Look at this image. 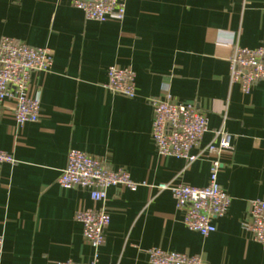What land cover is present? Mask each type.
Here are the masks:
<instances>
[{"label":"crops","instance_id":"0c3cea01","mask_svg":"<svg viewBox=\"0 0 264 264\" xmlns=\"http://www.w3.org/2000/svg\"><path fill=\"white\" fill-rule=\"evenodd\" d=\"M126 0L121 22L85 21L70 0H0V37L46 48L53 63L33 73L28 94L40 118L20 127L13 101L0 103V264H89L94 250L74 221L94 204L89 192L61 189L57 178L74 149L126 170L135 191L111 187L110 216L99 264H149L147 250L198 256L207 264H264V247L243 227L249 202L264 201V80L243 94L229 82L232 47H264V0ZM110 66L136 76L132 99L105 89ZM164 87L191 103L208 131L190 151L197 159L161 157L150 137L152 99ZM231 136L218 155V184L231 198L227 213L204 237L189 231L162 183L205 187L217 153L215 132Z\"/></svg>","mask_w":264,"mask_h":264},{"label":"built area","instance_id":"2783aa9c","mask_svg":"<svg viewBox=\"0 0 264 264\" xmlns=\"http://www.w3.org/2000/svg\"><path fill=\"white\" fill-rule=\"evenodd\" d=\"M241 2L243 7L247 6V0ZM70 3L82 12L85 21L121 22L125 16L126 0H70ZM52 63L49 49L34 48L9 37H0V103L13 101L12 116L18 127L39 121V96H29L30 79L33 73H47ZM135 80V73L130 68L110 66L104 87L114 95L132 99L136 93ZM263 80L264 47L247 49L234 45L229 59L230 84L237 85L247 95L256 83ZM167 90L164 87L163 99L150 101L153 111L150 137L159 156L184 159L190 164L197 159L190 151L200 144L208 131V119L194 104L174 101ZM215 137L218 146L209 144L205 148L217 153L210 162L209 180L205 187L174 182L156 187L160 192L171 194L175 208L182 212L184 226L204 237L215 231L213 221L223 217L231 204V198L217 180L221 168L218 155L231 148V136L219 130ZM4 164L14 166L16 161L10 153L0 151V166ZM56 182L61 189L79 188L90 193L94 205L77 211L74 221L82 226L83 238L94 250L89 264H99L98 250L105 243V233L110 224V216L104 206L107 190L118 187L135 191L138 184L126 170L110 171L103 159L74 149L69 150L66 165ZM242 225L250 231L253 240L264 247L263 200L249 202ZM2 247L3 237L0 236V253ZM147 255L149 264H207L198 256L165 252L159 248L147 250ZM58 264L74 263L65 261Z\"/></svg>","mask_w":264,"mask_h":264}]
</instances>
